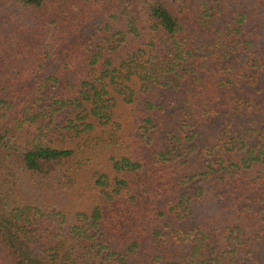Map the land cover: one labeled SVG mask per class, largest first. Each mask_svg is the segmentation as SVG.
Masks as SVG:
<instances>
[{
    "label": "trees",
    "instance_id": "trees-1",
    "mask_svg": "<svg viewBox=\"0 0 264 264\" xmlns=\"http://www.w3.org/2000/svg\"><path fill=\"white\" fill-rule=\"evenodd\" d=\"M0 264H264V0H0Z\"/></svg>",
    "mask_w": 264,
    "mask_h": 264
},
{
    "label": "rangeland",
    "instance_id": "rangeland-1",
    "mask_svg": "<svg viewBox=\"0 0 264 264\" xmlns=\"http://www.w3.org/2000/svg\"><path fill=\"white\" fill-rule=\"evenodd\" d=\"M88 201H89L88 199H84L82 202H81V200L77 201L76 204H75V209H74V210H75V211H78V212H79V211H82V212L85 211L84 207H85L86 205H88ZM73 202H74V201H73ZM73 202H72V203H73ZM72 203H71V204H72Z\"/></svg>",
    "mask_w": 264,
    "mask_h": 264
}]
</instances>
